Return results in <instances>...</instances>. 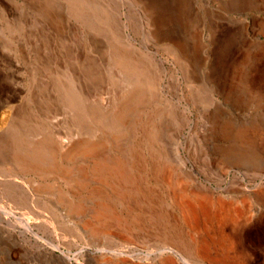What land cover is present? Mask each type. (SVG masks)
I'll return each instance as SVG.
<instances>
[{"label": "rangeland", "instance_id": "obj_1", "mask_svg": "<svg viewBox=\"0 0 264 264\" xmlns=\"http://www.w3.org/2000/svg\"><path fill=\"white\" fill-rule=\"evenodd\" d=\"M47 1L0 0V264H264V0H81L90 24ZM114 51L150 63L127 123ZM51 134L102 153L55 156L68 180L18 165ZM119 160L125 188L91 172Z\"/></svg>", "mask_w": 264, "mask_h": 264}, {"label": "bare ground", "instance_id": "obj_2", "mask_svg": "<svg viewBox=\"0 0 264 264\" xmlns=\"http://www.w3.org/2000/svg\"><path fill=\"white\" fill-rule=\"evenodd\" d=\"M47 1V0H46ZM44 0V2H46ZM53 1V0H52ZM78 0H66L67 2V7H66V10L68 7H72V10L70 12H67V16L68 17H71L73 18V20L77 21L79 19H83V21L86 23L89 21V24L91 23V13L90 12H87L86 11L88 10V6L85 5L81 0H79V3H80V6H84V8H80L78 9L76 7V2ZM84 1V0H83ZM136 3L135 0H132ZM131 1V2H132ZM47 2H50L51 1H47ZM82 2V3H81ZM132 2V3H134ZM47 4V3H45ZM87 4V3H86ZM49 5V4H48ZM53 4H50L49 6H51ZM90 5V4H89ZM93 7V6H92ZM52 8V7H50ZM53 8H56L53 7ZM94 8V7H93ZM93 10V9H92ZM95 10V8H94ZM54 12V15L56 14L57 17H59L60 15L57 13V9L55 11V9L52 10ZM51 11V13H52ZM140 11V10H139ZM141 12V11H140ZM145 14V13H144ZM162 17V16H161ZM160 17V18H161ZM96 20V19H95ZM62 21V20H61ZM128 21V20H127ZM124 23L121 27L122 29V33L125 32V36L127 38H131L130 34H126V32H129V29H130V25L127 23ZM153 22V21H152ZM156 22V21H155ZM158 22V21H157ZM88 24V25H89ZM154 25V24H153ZM156 27V26H155ZM158 27V26H157ZM156 27V29H157ZM151 30V29H150ZM167 31V30H166ZM130 33V32H129ZM168 33L167 32H164L162 31V29H159L154 31V33L152 34V36L154 37V39H156V41L159 43V42H169V38L167 37ZM157 37V38H156ZM86 43L90 46L91 42H90V39L88 41H86ZM112 47V46H111ZM113 51V50H112ZM151 52V51H150ZM113 53V56H112V61H113V64L122 71V73L124 74L125 78L127 79V81H129V89H127L128 91L124 93V95L122 96V98L119 100V105H117V107L119 106V110H118V116L116 117L119 122L121 123L124 122V123H127V119H128V116L129 114L134 110L135 106L139 105V104H142L143 103V100H145V97H146V92H145V88L148 87L150 84H151V81H152V75H151V69H150V63H149V66L148 63L146 64L139 56L135 55L134 52H128V51H123V52H118V51H114L112 52ZM111 53V55H112ZM128 86V85H127ZM68 90V89H67ZM126 91V90H125ZM122 94V93H121ZM69 96V94H67ZM120 95V94H119ZM118 95V96H119ZM71 96V94H70ZM116 96V97H118ZM118 102V101H117ZM101 109H99L98 107L96 109H92V114L94 115L96 113V117H93V118H96L97 119V122L96 124H98L97 128L104 131V127H102V125H104L105 121H107L109 119V115H105L104 113H102V111H100ZM116 115V114H115ZM115 117L111 116V119H114ZM96 126V125H95ZM124 126V125H123ZM245 128V127H244ZM106 131V130H105ZM89 132V130H88ZM90 133H91V130H90ZM17 134V133H16ZM14 134L13 135V138L12 140L13 141H17L15 144H23L22 140H20V136L17 137V135ZM96 134V133H95ZM106 134V135H105ZM104 135L109 139V142L114 146V147H120V135L117 133L115 134L113 137L111 136V134H108V133H104ZM52 136L53 134H51L50 136H46L45 138L39 140L38 142H31L30 141H26L29 144L30 148L27 152H23L25 154L24 157H21V162L19 161L18 165H20L24 170H28V171H33L35 172L36 174L38 175H42L44 173L45 170H48V169H56V166L55 163L53 162V158L57 155H60L59 157L65 161H71V160H75L76 157H81L80 159H83L82 157H89L90 155V158L94 155L95 152H97L98 150L101 151L102 148V145L97 144V143H94V142H89V145L86 143L84 144V142H77L78 144L76 145V147L71 150V151H68L64 154L60 153V149H59V145L57 143H55L53 140H52ZM105 137V138H106ZM124 138V137H123ZM104 139V138H103ZM97 141V140H96ZM100 141V140H99ZM103 141V140H101ZM106 141V140H105ZM104 141V143H105ZM108 143V142H107ZM76 144V143H75ZM109 144V143H108ZM105 145V144H104ZM107 145V144H106ZM74 146V145H73ZM16 147V146H15ZM22 147V146H21ZM26 148H28V144L26 143ZM73 148V147H72ZM71 149V148H70ZM69 150V149H68ZM106 150V149H105ZM107 151V150H106ZM100 153V152H99ZM97 153L98 155H100L102 153L99 154ZM106 153V152H105ZM14 154H15V151H14ZM13 154V155H14ZM104 154V153H103ZM20 156V155H19ZM96 156V155H95ZM103 156V155H102ZM100 156V157H102ZM99 157V156H98ZM105 157V156H104ZM16 158V157H15ZM56 158V157H55ZM103 158V157H102ZM101 158V160H102ZM106 158V157H105ZM103 158V159H105ZM79 159V160H80ZM100 160V161H101ZM107 160H108V157H107ZM110 160V159H109ZM78 161V159H77ZM87 161V159H86ZM91 161V160H89ZM106 161V160H105ZM111 161V160H110ZM109 161V163H110ZM116 161V160H115ZM120 161V160H119ZM82 162V160H81ZM92 162V161H91ZM104 162V161H103ZM107 162V161H106ZM114 162V161H113ZM112 162V163H113ZM117 162V161H116ZM68 164V163H67ZM98 164V162H97ZM101 164V163H100ZM99 164V165H100ZM114 164V163H113ZM98 165V167L96 166V168L93 169V174H101V173H106L107 176L110 175L111 176V179H113L112 177H114L115 179H118L117 181L119 182L118 185H121L120 186H123V188H125V179H124V173L126 172V160H123V161H120V163H116L115 165L113 166H108V164L104 165V164H101L100 166ZM110 165V164H109ZM61 166V165H60ZM58 166V169L56 171L62 178H64L65 180H68L69 176H70V172L68 170H64V169H60ZM73 166V165H72ZM71 166V167H72ZM74 167V166H73ZM80 167V166H78ZM77 167V169H79ZM87 167V166H85ZM61 168H63L61 166ZM81 168H82V165H81ZM22 169V170H23ZM67 169V168H65ZM69 169V168H68ZM74 169V168H73ZM85 169V168H84ZM72 170V169H71ZM50 172V171H49ZM52 172V171H51ZM56 172L53 174L54 176H56ZM74 172V171H73ZM77 172V170L75 171ZM82 172V171H81ZM73 174V173H72ZM79 174V173H78ZM44 175V174H43ZM45 175H47V172L45 173ZM76 175V174H74ZM81 175V173H80ZM79 175V176H80ZM104 175V174H103ZM75 177V176H74ZM95 177V176H94ZM98 178H100L99 176H97ZM127 177V176H126ZM73 178V177H72ZM82 178V177H81ZM85 178V176H84ZM87 178V176H86ZM91 178V177H90ZM132 178V177H131ZM88 179V178H87ZM86 179V180H87ZM93 179V178H92ZM109 179V178H108ZM79 180V179H78ZM84 180V179H82ZM84 181L87 183V181ZM91 180V179H90ZM89 180V181H90ZM94 180V179H93ZM114 180V179H113ZM134 180V179H133ZM72 181V180H71ZM75 181V179H74ZM80 181V180H79ZM100 181V180H99ZM78 182V181H77ZM83 182V181H82ZM91 182V181H90ZM89 182V183H90ZM101 182V181H100ZM130 182V180H129ZM94 183V181H93ZM107 183V182H106ZM116 183V181H115ZM134 183V182H133ZM79 184V183H78ZM96 184V183H95ZM99 184V183H97ZM76 185V184H74ZM82 185V184H81ZM77 186H80V185H77ZM83 186V185H82ZM88 186V185H87ZM85 186V187H87ZM99 186V187H98ZM97 186V189L100 188V185ZM108 186V185H107ZM116 186V185H115ZM74 187V186H73ZM84 187V186H83ZM105 187V186H104ZM110 187V186H109ZM76 188V186H75ZM92 188V187H91ZM90 188V189H91ZM96 188V187H95ZM94 188V189H95ZM102 188V186H101ZM119 188H122V187H119ZM134 188V187H133ZM54 189V188H53ZM52 189V191H53ZM78 189V188H77ZM87 189V188H86ZM93 189V190H94ZM45 190V189H44ZM49 190V188H48ZM47 190V191H48ZM55 190V189H54ZM83 190L85 189H82L81 191L83 192ZM99 190V189H98ZM56 191V190H55ZM75 191V190H74ZM78 191V190H77ZM76 191V192H77ZM91 191V190H90ZM115 191V190H114ZM113 191V192H114ZM54 192V191H53ZM58 192V191H57ZM65 192V191H64ZM67 192V191H66ZM65 192V193H66ZM79 192V191H78ZM89 192V190H88ZM93 192V191H92ZM98 192V191H97ZM97 192H95L97 194ZM94 194V193H93ZM94 194V195H96ZM60 195V194H59ZM58 195V196H59ZM75 195V194H74ZM77 195H79L77 193ZM99 195H102V194H99ZM98 195V196H99ZM69 197V196H67ZM73 197V196H72ZM91 197V196H90ZM93 197V196H92ZM74 198V197H73ZM78 198H80L78 196ZM82 198V197H81ZM80 198V199H81ZM97 198V197H96ZM71 199V198H70ZM99 199V198H97ZM60 200H62L63 203L66 202V199L65 197L61 194L60 195ZM74 200V199H73ZM78 200V199H77ZM71 202V201H70ZM98 202V201H97ZM61 203V202H60ZM73 203V202H72ZM71 203V204H72ZM66 204V203H65ZM67 204L69 205V203L67 202ZM66 204V205H67ZM76 205L78 203H75ZM83 204V203H82ZM105 204V203H104ZM62 205V204H61ZM67 207H70L68 206ZM72 206V205H71ZM82 206V205H81ZM63 207L65 208V205H63ZM76 208V206H75ZM72 209L73 211L76 210V209ZM83 208H84V204H83ZM81 208V209H83ZM69 209V208H67ZM71 209V208H70ZM102 209V207H101ZM100 210V209H99ZM72 211V212H73ZM77 211V210H76ZM82 211H85V210H82ZM81 211V212H82ZM102 211V210H101ZM70 212V211H69ZM69 212H68V215H69ZM86 212V211H85ZM75 213V212H74ZM84 213V212H83ZM76 215H78L77 213H75ZM74 214V215H75ZM80 215V214H79ZM114 222V221H113ZM126 222V221H125ZM123 223V222H121ZM125 225V224H124ZM169 239V238H168ZM171 240V239H170ZM168 243V242H166ZM62 256H63V253H62ZM69 260V259H67Z\"/></svg>", "mask_w": 264, "mask_h": 264}]
</instances>
